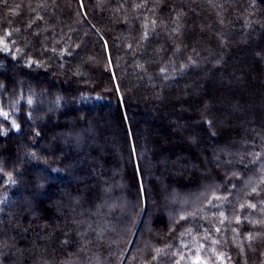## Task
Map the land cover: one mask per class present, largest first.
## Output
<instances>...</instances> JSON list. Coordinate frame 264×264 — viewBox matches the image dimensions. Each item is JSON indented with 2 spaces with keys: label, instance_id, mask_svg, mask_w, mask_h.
I'll return each instance as SVG.
<instances>
[{
  "label": "trees",
  "instance_id": "obj_1",
  "mask_svg": "<svg viewBox=\"0 0 264 264\" xmlns=\"http://www.w3.org/2000/svg\"><path fill=\"white\" fill-rule=\"evenodd\" d=\"M0 113V264H264V0H0Z\"/></svg>",
  "mask_w": 264,
  "mask_h": 264
},
{
  "label": "snow or ice",
  "instance_id": "obj_2",
  "mask_svg": "<svg viewBox=\"0 0 264 264\" xmlns=\"http://www.w3.org/2000/svg\"><path fill=\"white\" fill-rule=\"evenodd\" d=\"M8 49H7V47L5 46V51H7ZM28 103L29 104H31L32 103V100L31 99H29L28 100ZM0 115H4L5 117L7 116V113H0ZM13 126L14 127H18V125H15V122H13Z\"/></svg>",
  "mask_w": 264,
  "mask_h": 264
},
{
  "label": "rangeland",
  "instance_id": "obj_3",
  "mask_svg": "<svg viewBox=\"0 0 264 264\" xmlns=\"http://www.w3.org/2000/svg\"><path fill=\"white\" fill-rule=\"evenodd\" d=\"M197 261V260H196ZM200 264H207V263H205V262H199Z\"/></svg>",
  "mask_w": 264,
  "mask_h": 264
}]
</instances>
